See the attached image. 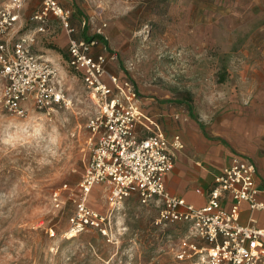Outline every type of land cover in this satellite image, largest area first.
Returning a JSON list of instances; mask_svg holds the SVG:
<instances>
[{
	"label": "rangeland",
	"instance_id": "1",
	"mask_svg": "<svg viewBox=\"0 0 264 264\" xmlns=\"http://www.w3.org/2000/svg\"><path fill=\"white\" fill-rule=\"evenodd\" d=\"M83 1L87 35L102 28L108 69L132 82L140 103L190 104L206 124L234 135L245 123L241 151L264 180V0ZM52 36H41L34 52L59 70L67 106L11 114L0 76V264H186L176 253L188 228L155 226L156 206L129 197L113 213L107 236L95 229L72 233L74 204L56 207L53 195L65 183L78 191L96 105L68 64V47L58 51ZM87 204L107 211L104 186L93 189ZM263 221L264 215L258 226Z\"/></svg>",
	"mask_w": 264,
	"mask_h": 264
},
{
	"label": "built area",
	"instance_id": "2",
	"mask_svg": "<svg viewBox=\"0 0 264 264\" xmlns=\"http://www.w3.org/2000/svg\"><path fill=\"white\" fill-rule=\"evenodd\" d=\"M30 0H5L0 5V76L6 81L4 106L11 114L27 115L30 107L50 114L68 100L59 86V70L34 52L37 35L48 32L51 16L69 33L71 10L57 0H41L31 17L34 28L17 35L15 24ZM104 24L103 27H105ZM102 28L97 29L101 34ZM98 39L71 38L69 66L77 71L90 90L96 112L88 121L94 138L78 191L64 184L53 200L61 207L74 204L70 230L74 234L95 229L107 236L113 213L136 194L144 205L156 206L155 226L184 223L188 234L182 238L176 258L186 264H264V228L257 226L256 212H264V180L258 177L254 161L235 154L206 190L197 193L206 203L197 207L169 193L165 177L175 166V151L183 148L178 135L171 140L158 122L147 117L132 82L108 69L106 55H93ZM142 125L146 135L139 136ZM96 186H104L108 209L105 213L88 206ZM228 202V203H227ZM243 204L249 211L241 222Z\"/></svg>",
	"mask_w": 264,
	"mask_h": 264
},
{
	"label": "crops",
	"instance_id": "3",
	"mask_svg": "<svg viewBox=\"0 0 264 264\" xmlns=\"http://www.w3.org/2000/svg\"><path fill=\"white\" fill-rule=\"evenodd\" d=\"M57 1L63 7L71 10L70 25L74 28V32L69 34L59 23L58 19L51 16L48 32L38 34L37 42H39L41 36L51 33L53 34L51 39L56 43L57 49L63 50L65 46L68 47L71 38L87 39L97 34L88 36L86 28H84L87 6L83 0ZM40 7L41 0H30L20 12L18 21L15 24V31L33 24L23 33L31 31L36 24L33 21L29 23V21H31V17ZM254 15L258 17L260 14ZM98 41L99 43L92 50L93 55H106L103 52L105 43L100 40ZM251 45L258 47L262 44L251 43ZM141 108L147 117L160 124L162 130L170 140L175 135H178L183 144V148L175 151V166L171 173L165 177L167 191L184 198L188 203L194 204L197 207L203 206L206 203V197L197 193L196 190H206L212 185L214 176L230 163L235 154L243 155V142L241 144L240 141L248 136V127L244 123L243 127L241 125L238 128V132L235 135L231 134V131L227 133L224 131V133L223 129L214 123L208 125L202 121L190 104L178 101L159 102L152 98H146L142 99ZM137 133L139 136L146 135V131L140 124L137 126ZM260 163L264 168V157L261 158ZM132 197L139 200L136 194L130 198ZM242 207L241 222L246 224L249 211L247 204H243ZM255 215L258 219V226L264 212H256ZM179 225L187 227L184 223ZM258 227L264 228V223Z\"/></svg>",
	"mask_w": 264,
	"mask_h": 264
},
{
	"label": "trees",
	"instance_id": "4",
	"mask_svg": "<svg viewBox=\"0 0 264 264\" xmlns=\"http://www.w3.org/2000/svg\"><path fill=\"white\" fill-rule=\"evenodd\" d=\"M86 38H87V37H86ZM92 38H96V39H98V40H100V41L106 43L105 38H104L102 35H100V34H96V35L92 36ZM87 39H91V37H88ZM58 51L62 52L61 50H58Z\"/></svg>",
	"mask_w": 264,
	"mask_h": 264
}]
</instances>
